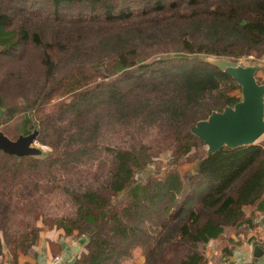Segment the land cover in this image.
<instances>
[{
  "label": "trees",
  "instance_id": "trees-1",
  "mask_svg": "<svg viewBox=\"0 0 264 264\" xmlns=\"http://www.w3.org/2000/svg\"><path fill=\"white\" fill-rule=\"evenodd\" d=\"M250 57L264 58V0H0V125L23 115L18 135L31 127L50 149L0 151V255L31 253L41 229L16 213L37 221L35 195L101 153L100 177L65 186L74 214L42 219L81 243L66 264H126L135 251L142 264H206L202 248L264 206V137L205 157L190 133L240 101L241 87L205 58ZM109 122L129 145L101 146ZM161 155L172 162L136 180ZM181 161L196 168L181 174Z\"/></svg>",
  "mask_w": 264,
  "mask_h": 264
},
{
  "label": "water",
  "instance_id": "water-1",
  "mask_svg": "<svg viewBox=\"0 0 264 264\" xmlns=\"http://www.w3.org/2000/svg\"><path fill=\"white\" fill-rule=\"evenodd\" d=\"M206 61L229 75L241 87V99L233 106H226L221 112H212L205 120L193 124L190 133L199 138L206 147L205 157L223 147L233 149L255 145L264 136V83L259 84L256 73L260 65L240 66L226 58H207ZM3 109H0V116ZM37 130L29 135L9 139L0 131V151L21 159L43 154L35 146ZM80 246L73 247L78 253ZM263 253L255 247V253Z\"/></svg>",
  "mask_w": 264,
  "mask_h": 264
},
{
  "label": "rangeland",
  "instance_id": "rangeland-1",
  "mask_svg": "<svg viewBox=\"0 0 264 264\" xmlns=\"http://www.w3.org/2000/svg\"><path fill=\"white\" fill-rule=\"evenodd\" d=\"M207 58H205L206 61ZM207 62V61H206ZM238 65L240 66H248V65H255L257 62L253 61V58H245L238 60ZM234 94L241 99V93L239 91H235ZM22 117L23 115L16 116L15 119L8 123V124H1L0 125V131L7 137H9L11 140H15L18 134L21 131V123H22ZM34 130H31V127L29 128V133L26 135H29ZM99 131V130H98ZM153 132L150 131L149 133L141 136V140L145 144H150L153 142ZM264 137V136H263ZM263 137L260 139L262 140ZM139 140V138H138ZM259 140V141H260ZM99 143L101 146L109 147V148H117V147H123L126 145H129L131 143V140L129 136L124 135V132L121 130L120 126L114 122L107 123L102 130L100 131L99 135ZM258 141V142H259ZM257 142V143H258ZM133 143V141H132ZM35 146L42 149V152L45 154L50 151V149L44 145H40L38 142L35 143ZM43 147V148H42ZM206 150V147H205ZM100 156V159L97 161H88L85 163L84 166H80L79 170H75L71 172L67 177L62 175H58L55 179V184L58 186L53 192H45L44 190H40L37 195H35V204H36V213L39 215L38 220H33L31 217L34 214L33 212L27 214L23 212H17L16 216L20 217L19 219H28L31 222H35V225L41 229L40 232L44 231H54L57 233V231H60L61 234H63V229H57L53 227L52 229H49L48 227H44L42 224L43 218H53V219H60L72 216L75 212V206L72 204L70 197L67 193L64 192L65 186L75 189L77 191H83L88 184L92 183V179L95 178L93 174L98 173L97 177L101 176L100 170H103L104 168V156L103 154L99 153L97 154ZM109 161H106V164H108ZM172 162V158H169L167 155H161L160 158H157L154 160L153 164L146 168L142 174H138L136 176V180L139 178H143L145 175H153L158 172H162L167 165H169ZM197 162H186L181 161L177 165V170L181 174L185 173H192L194 169L196 168ZM54 184V185H55ZM27 217V218H26ZM18 224H13L12 227L14 229L19 228L17 226ZM20 229V228H19ZM39 232V236H40ZM75 243H78V245L81 248V243L74 241ZM81 242V241H80ZM76 246V245H75ZM80 250V249H79ZM143 257L139 253V251L134 252V256L131 260H129L126 264H137L138 260Z\"/></svg>",
  "mask_w": 264,
  "mask_h": 264
},
{
  "label": "crops",
  "instance_id": "crops-1",
  "mask_svg": "<svg viewBox=\"0 0 264 264\" xmlns=\"http://www.w3.org/2000/svg\"><path fill=\"white\" fill-rule=\"evenodd\" d=\"M260 70L256 79L264 83V58L257 62ZM244 223L236 228H227L217 239L204 246L203 253L206 264H264V206L261 209L246 207L244 209ZM72 237H65L60 231H42L31 253L18 254L15 263L12 256L3 248L0 255V264H66L74 260L79 253L73 251L78 245ZM61 247L60 254L53 255L49 243ZM260 247L263 253L256 252L255 247ZM80 249V248H79ZM56 250V249H55ZM141 257L137 264H142Z\"/></svg>",
  "mask_w": 264,
  "mask_h": 264
},
{
  "label": "built area",
  "instance_id": "built-area-1",
  "mask_svg": "<svg viewBox=\"0 0 264 264\" xmlns=\"http://www.w3.org/2000/svg\"><path fill=\"white\" fill-rule=\"evenodd\" d=\"M43 148V147H42Z\"/></svg>",
  "mask_w": 264,
  "mask_h": 264
}]
</instances>
